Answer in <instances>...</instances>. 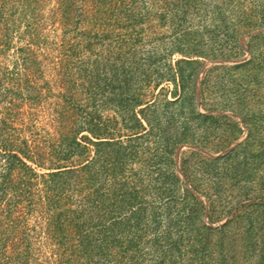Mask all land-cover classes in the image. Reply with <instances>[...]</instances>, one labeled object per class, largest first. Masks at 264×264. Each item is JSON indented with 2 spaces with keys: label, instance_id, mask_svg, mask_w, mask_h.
I'll use <instances>...</instances> for the list:
<instances>
[{
  "label": "rangeland",
  "instance_id": "rangeland-1",
  "mask_svg": "<svg viewBox=\"0 0 264 264\" xmlns=\"http://www.w3.org/2000/svg\"><path fill=\"white\" fill-rule=\"evenodd\" d=\"M28 1L2 5L18 13L0 55V136L38 150L40 164L26 161L37 174L78 172L70 208L78 187L101 194L81 221L92 251L78 264H264V0H40L44 23L57 21L32 85L17 55ZM248 129L262 147H248ZM46 179H31L36 196ZM127 192L147 207L138 240ZM27 209L12 214L16 232L30 235L33 264H54L47 220Z\"/></svg>",
  "mask_w": 264,
  "mask_h": 264
},
{
  "label": "trees",
  "instance_id": "trees-1",
  "mask_svg": "<svg viewBox=\"0 0 264 264\" xmlns=\"http://www.w3.org/2000/svg\"><path fill=\"white\" fill-rule=\"evenodd\" d=\"M6 1L7 0H2L0 5V55L9 49L10 39L14 32L13 25L16 22V17H14V21L12 22L9 18L18 13V9L15 8L13 13H11L8 18H5V10H3L2 5L5 4ZM39 2L40 0L28 1L29 7L33 4L31 6L33 8L28 10L30 20L26 24L27 42L24 47L17 51L18 60H21V63L24 65V70L28 71V74L25 76L28 77L26 83L29 85H32L34 76L41 75L45 70V67L43 68L41 63L43 61H48L46 54H49V51L46 53L38 52L41 50L40 47L42 43L45 44L46 42L44 29L48 23L50 26H54L57 21L56 19H53L50 22V20H47L48 18H46V23H44L40 13ZM71 15V9L68 10V7H66V9L60 12L59 24L62 26H68V21L71 20ZM39 54H44L42 60L37 59L38 56H41ZM4 75L5 74L2 73L0 66V79L4 78ZM1 85L2 83L0 81V86ZM14 85H16L14 90H17L20 86L19 82ZM11 92L13 93V90ZM99 135L100 134H96L97 137H99ZM247 137L248 147L257 142L256 140H260V145L262 147L263 138L261 135L258 133L253 135L251 130L248 129ZM111 145L112 144H110V146ZM248 152L251 151L248 150ZM96 153H98V151ZM226 156L227 155L219 157L218 159L227 158ZM0 159L5 161V167L2 168L3 173L0 181V264H33V249L31 247L32 244L30 243V235L24 232H16L17 228L23 223L22 220L20 221V216H14V218L11 219L13 213L19 212L20 215L24 214L23 211L26 208H28L27 211L29 210L31 213L34 210L36 214H43L45 220H47L46 225L48 227L46 230L48 229V233L50 234L49 239L52 241V244L57 245L59 247L58 249L62 252L60 253V250H58V252L56 251V253L51 252L50 257L54 258V264H78L79 259L82 257L89 258L90 252L92 251L91 241L88 240L87 236L83 235L84 224L81 221L83 216L88 214V209H90L88 207L90 205L96 210V207L98 206L96 203H99L102 198L101 194H94L93 197H91V195L85 196L86 188H82V186L81 188L78 187L77 189L72 190V192L75 191L82 196L79 199L78 204H75L76 209L70 208L67 196H64L66 191L65 186H68L69 190L71 184L68 183L71 182V180L74 184L75 181H78V184L82 182L83 179L81 177L79 178V176L73 178L72 173H74V175L78 174L75 170H67V172H49L45 174H37L34 172L33 168L28 165L26 161L40 164V161H43V158L40 156L38 150H31L26 139L23 140L19 146L18 144H14L11 140L0 136ZM111 164L112 162L110 160L106 163L108 167H110ZM63 175H67L68 181L63 180ZM33 178H47L43 182L44 189L42 188L39 190L40 194L38 196L31 191V179ZM173 178L177 182L178 178L176 176H173ZM91 179L92 176L90 175H88V178H85L86 181ZM259 186L264 189V178ZM168 191L171 192L169 189ZM137 193L136 196H133V194H128L127 192L128 199L126 206L127 208H130V216L126 228L128 226V229L134 230L133 236L138 233L136 236V239L138 240L146 228L147 223L143 213L146 212L145 208L147 207L144 202L138 200ZM190 197L193 200H196L192 194H190ZM63 198L66 199V204H63ZM88 200H90L92 204H90ZM75 215L77 216L75 217ZM71 216L74 218H71ZM155 219L157 218L154 216V220ZM103 227L106 229L104 231L106 235H104L103 240L108 244L107 240L115 239L113 235L114 233L118 235L115 229L120 228V226L118 222L112 221L107 225L106 222L103 223ZM68 252L70 254H68ZM64 255L66 256L64 257ZM50 263V260L45 262V264ZM42 264H44V262Z\"/></svg>",
  "mask_w": 264,
  "mask_h": 264
}]
</instances>
